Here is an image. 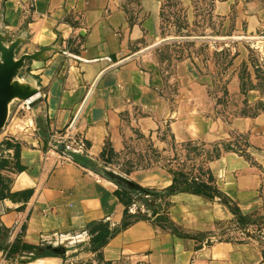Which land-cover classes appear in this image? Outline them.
Segmentation results:
<instances>
[{
    "label": "crops",
    "instance_id": "obj_1",
    "mask_svg": "<svg viewBox=\"0 0 264 264\" xmlns=\"http://www.w3.org/2000/svg\"><path fill=\"white\" fill-rule=\"evenodd\" d=\"M160 10V0H0V34L7 45L21 40L17 58L48 47L61 50L27 60L19 76L39 89L34 121L27 126L43 135L0 147V161L7 162L0 170V264H264V235L236 228L235 215L219 198L167 196L166 216L189 237L178 236L156 223L157 215L143 203L146 196L75 161L74 153L50 149L77 145L85 151H78L80 156L98 163L109 145L123 159L134 117L142 133L155 131L160 147L158 123L170 121L180 146L220 152L206 159L205 169L242 214L264 216V133L253 128L249 140L257 153L250 159L224 151L226 129L192 70L180 74L176 63L168 71L148 52L110 69L141 51H132L138 30L132 35L130 14L144 19L154 35ZM232 124L248 134V120L237 117ZM131 179L158 192L174 183L166 169ZM126 211L134 215L129 226L92 251L98 234L92 225L118 230ZM47 246L67 252L45 254Z\"/></svg>",
    "mask_w": 264,
    "mask_h": 264
},
{
    "label": "rangeland",
    "instance_id": "obj_2",
    "mask_svg": "<svg viewBox=\"0 0 264 264\" xmlns=\"http://www.w3.org/2000/svg\"><path fill=\"white\" fill-rule=\"evenodd\" d=\"M160 1L159 19L152 25L157 29L154 35L149 34L144 19L139 20L130 14L132 35L134 29L138 30L136 49L132 51H140L167 39L197 38L166 42L148 54L157 55L162 67L168 71L178 63L180 74H192V70L200 78V84L207 88L215 104L216 117L226 129L227 137L221 147L224 151L250 159L253 153H257L249 140L253 128H257V133H264V0ZM33 111L19 100L10 105L8 121L0 133V147L11 143L10 140L25 144L30 142L33 134L43 135L42 130L34 131V126H27L29 120L34 121ZM237 117L248 120V134L233 128V120ZM136 119L137 116L131 120L134 127L131 128L130 146L124 158L114 156L112 148L107 145L102 160L94 163L98 174L97 165H101L134 183L132 174L151 169L168 170L179 184L212 179L205 169V161L220 152H209L193 143L180 146L170 121L165 120L158 123L156 130L158 141L163 144L160 147L154 139L155 131L149 135L142 133ZM64 144L76 156L80 157L78 151L85 153L77 145ZM60 145L54 144L50 149L59 152ZM82 159L85 164H90L86 157ZM261 169L264 171L263 167ZM144 200L147 198L143 199L145 205ZM165 204L166 201L161 205L164 209L168 208L164 207ZM235 226L238 228L237 224ZM241 230L264 235V221Z\"/></svg>",
    "mask_w": 264,
    "mask_h": 264
},
{
    "label": "water",
    "instance_id": "obj_3",
    "mask_svg": "<svg viewBox=\"0 0 264 264\" xmlns=\"http://www.w3.org/2000/svg\"><path fill=\"white\" fill-rule=\"evenodd\" d=\"M7 36L0 34V133L5 129L6 123L9 118L10 105L16 101H31V108H34L39 104V89L27 82L20 80V73L25 66L27 60H41L47 58L49 54L53 51H60L59 48L48 47L41 51L35 52L34 54H25L20 58H17V50L21 45V40H17L7 45ZM197 38H177V39H167L155 44V48L173 40H195ZM154 49V48H153ZM146 53V50H141L140 52L134 54L133 56L123 60L122 62L112 66L110 69L116 68L121 64L136 58L142 54ZM99 80V79H98ZM98 80L93 85L88 97L83 103L78 115L76 116L73 127L77 122L84 106L86 105L88 98L90 97L93 89L96 87ZM68 151L73 153L74 151L67 148L65 144L60 145V151ZM100 174L114 182L118 185L124 187L127 190L134 192H144V188L140 187L136 183L127 180L126 178L107 170L101 165H97ZM45 254H55V255H65L67 250L64 247H53L47 246L43 251Z\"/></svg>",
    "mask_w": 264,
    "mask_h": 264
},
{
    "label": "trees",
    "instance_id": "obj_4",
    "mask_svg": "<svg viewBox=\"0 0 264 264\" xmlns=\"http://www.w3.org/2000/svg\"><path fill=\"white\" fill-rule=\"evenodd\" d=\"M11 143H8V146H10ZM75 161L80 162L84 165H87L84 163L82 157L83 156H76L75 154H72ZM90 161V160H89ZM7 162L5 161H0V170L5 166ZM94 167V163L90 161V164ZM134 192V191H133ZM182 193V192H187V193H192L195 195H200L204 196L210 199H215L219 198L224 205H226L230 211L235 215V222L238 225V228H246L249 225H255L258 224L262 221H264V216H255V215H244L238 208V206L225 194H223L213 183L212 180L209 182H197V181H192V182H183L182 184H179V180L177 178H174V183L173 185L167 189L165 192H158L154 190H147L144 189V192H139L142 196L149 197L147 200H144L146 202L145 206L153 210V216L157 215L156 217V223L163 227L166 230H169L171 233L178 235V236H185L189 237L188 235L184 234L179 228H177L166 216V211L167 208L164 209L161 207V202L160 200H164L167 196L173 195L174 193ZM138 193V192H137ZM165 202V200L163 201ZM169 204L166 203L164 207H168ZM139 219H145L147 220L146 215L139 214L136 216ZM134 218V215L129 214L128 211L125 213L124 217V223L122 224V227L118 230L110 231L105 224H97V225H92L93 229L98 230V234L94 235L93 233V239L91 242V249L92 251H97L106 246L108 243V240L112 238L114 235H116L118 232L121 230L127 228L130 224L128 219ZM37 255L38 256H43L41 249L37 250ZM55 255V254H52ZM57 256V255H55Z\"/></svg>",
    "mask_w": 264,
    "mask_h": 264
},
{
    "label": "built area",
    "instance_id": "obj_5",
    "mask_svg": "<svg viewBox=\"0 0 264 264\" xmlns=\"http://www.w3.org/2000/svg\"><path fill=\"white\" fill-rule=\"evenodd\" d=\"M23 106H26L27 109H31V101H22ZM149 198V197H146ZM159 202L164 203L162 200H160Z\"/></svg>",
    "mask_w": 264,
    "mask_h": 264
},
{
    "label": "bare ground",
    "instance_id": "obj_6",
    "mask_svg": "<svg viewBox=\"0 0 264 264\" xmlns=\"http://www.w3.org/2000/svg\"><path fill=\"white\" fill-rule=\"evenodd\" d=\"M153 48H155L154 45H153V46H150L149 48H146V49H144V50H146V52H148V51L152 50Z\"/></svg>",
    "mask_w": 264,
    "mask_h": 264
}]
</instances>
